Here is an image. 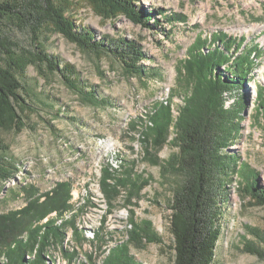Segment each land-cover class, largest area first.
<instances>
[{
  "label": "rangeland",
  "instance_id": "rangeland-1",
  "mask_svg": "<svg viewBox=\"0 0 264 264\" xmlns=\"http://www.w3.org/2000/svg\"><path fill=\"white\" fill-rule=\"evenodd\" d=\"M29 1L0 0L3 7L0 36L15 43L20 53L35 54L40 52L37 48H42L59 60L61 68H66L67 77L81 81L88 91L110 100L111 106L97 108L86 103L60 74L50 72L45 66L42 70L35 65L23 67L18 79L28 102L18 109L22 121H11L0 128V138L8 148L7 154L0 156L1 160L5 158L7 169L0 175V214L27 206L24 187L34 186L43 194L57 183L72 182L75 212L78 213V207L88 197L95 205L78 213L77 233L72 227L66 228L64 247L49 252L52 264H104L111 250L127 240L132 218L139 224L150 221L153 233L161 239L160 244L146 243L143 248L131 246L130 252L136 261L173 264L175 252L169 208L176 180L172 176L164 177L160 166L143 159L139 136L128 131L129 123L147 116L155 104L167 103L170 94L175 95L173 107L177 116L176 108L182 105L183 96L189 90L180 71L198 36L208 44L212 41L211 46L222 33L232 39L246 38L240 51H245L250 58L253 55L250 49L258 47L261 51L255 60L257 68L251 75L252 80L243 90L248 94V104L241 139L230 152L242 157V163L258 172L260 184L264 186V130L257 98V92L264 88V0H135L136 7L146 13L156 11L160 27L154 29L125 16L105 18L90 0H55L77 30H89L95 41L138 43L145 54L142 65L150 73H158L142 79L130 77L123 64L110 54L81 49L52 24L44 25L34 35L30 17L20 18L19 12ZM161 12L185 20L172 24L162 19ZM154 21L150 22L151 26ZM6 60L0 53V64L5 65ZM233 101L231 96L228 106ZM176 152L169 145L157 151L160 163L166 164ZM128 161L135 162V171L146 178L150 176L151 182L142 191L141 200L129 207L124 205L126 192L121 190V195L112 202V213L106 214L108 205L99 186L102 167L109 163L120 170L121 165H130ZM241 178L234 177L229 182L230 197L223 203V235L213 264H264V260L243 251L248 242L263 247L246 229L250 226L264 231V207L257 206L239 191ZM72 217L68 214L66 220ZM104 217H107L105 224ZM56 218L54 213L43 223ZM62 222L57 224L61 226ZM5 252L2 250V254ZM0 264H11L6 254L0 255Z\"/></svg>",
  "mask_w": 264,
  "mask_h": 264
},
{
  "label": "trees",
  "instance_id": "trees-1",
  "mask_svg": "<svg viewBox=\"0 0 264 264\" xmlns=\"http://www.w3.org/2000/svg\"><path fill=\"white\" fill-rule=\"evenodd\" d=\"M90 1L105 18L125 16L145 28L160 27L156 11L146 13L139 7L140 10L135 0ZM21 10L20 18L25 15L30 17L29 25L34 35L44 25L52 24L81 49L104 52L119 60L130 77L142 79L158 76L157 71L150 73L142 65L145 54L138 43L128 40L95 41L89 30H77L75 23L57 7L55 0H30ZM159 15L172 24L185 20L177 15L165 16V12ZM153 19L155 21L151 26ZM216 39L217 42L211 46L212 41L208 44L206 39L198 36L189 49V58L180 71L185 76L189 90L183 96L182 105L176 108L177 116L173 107L175 95L170 94L167 103L155 104L152 111L143 117L147 122L143 118L135 119L128 127L131 134L139 136L137 141L143 148V159L160 166L164 177L172 176L176 180L169 208L175 252L173 264L215 262L218 242L223 235V203H227L230 197L229 182L234 177L240 179L241 170L239 191L257 206L264 207V186L260 184V174L242 163V157L230 152V148L241 139L248 104V94L243 93V90L252 80L251 75L257 68L255 60L259 59L261 50L258 47L250 49L253 53L250 58L245 51H240L246 38L232 39L222 33ZM238 44L240 47L237 50ZM18 50L15 43L0 36V53L7 58L5 65L0 64V128L11 121H22L18 109L24 108L28 100L24 98L23 85L18 76L21 69L29 65H35L40 70L45 66L50 72L60 74L93 107L111 106L110 100L99 97L95 91H88L81 81L67 77L66 68H61L59 60L46 54L42 48H37L40 52L35 54L20 53ZM231 96L234 101L228 106ZM257 98L264 130L263 87L257 92ZM168 145L177 152L162 165L157 151ZM7 150L0 138V156L6 155ZM4 159H0V175L7 172ZM129 164L121 165L120 170H115L109 163L102 167L99 186L108 205L106 214L112 213V202L121 195V190L126 192L124 205L129 207L134 201L141 200L142 191L151 182L150 176L146 178L135 171V162ZM23 193L28 200L27 206L0 214V255L6 254L11 264H52L49 252L53 248L64 247L67 227L78 232L76 217L86 207L95 205L93 199L88 197L84 200L76 213L72 202V182L57 183L51 191L43 194L34 186L24 187ZM54 213L57 214L56 219L43 223ZM68 214H72L71 220H66ZM60 220L63 221L61 226L57 224ZM106 221L107 217H104L103 224ZM129 223L127 240L111 250L104 264H141L131 254V246L143 248L146 243L160 244L161 239L153 233L150 221L139 224L132 218ZM246 231L259 240L263 247L248 242L243 251L264 260V231L250 226H247ZM2 250L6 252L2 254ZM88 259L93 260L91 256Z\"/></svg>",
  "mask_w": 264,
  "mask_h": 264
},
{
  "label": "built area",
  "instance_id": "built-area-1",
  "mask_svg": "<svg viewBox=\"0 0 264 264\" xmlns=\"http://www.w3.org/2000/svg\"><path fill=\"white\" fill-rule=\"evenodd\" d=\"M89 216H90V215H89ZM89 216H88V217H89ZM84 220H86V219H84ZM88 220H90V217L88 218Z\"/></svg>",
  "mask_w": 264,
  "mask_h": 264
},
{
  "label": "bare ground",
  "instance_id": "bare-ground-1",
  "mask_svg": "<svg viewBox=\"0 0 264 264\" xmlns=\"http://www.w3.org/2000/svg\"><path fill=\"white\" fill-rule=\"evenodd\" d=\"M239 186V185H238ZM126 203V202H125ZM246 228V227H245ZM68 259V258H67Z\"/></svg>",
  "mask_w": 264,
  "mask_h": 264
}]
</instances>
